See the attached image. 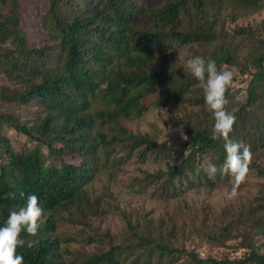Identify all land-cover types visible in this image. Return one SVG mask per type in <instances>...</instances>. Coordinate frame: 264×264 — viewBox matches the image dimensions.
<instances>
[{"label":"trees","instance_id":"trees-1","mask_svg":"<svg viewBox=\"0 0 264 264\" xmlns=\"http://www.w3.org/2000/svg\"><path fill=\"white\" fill-rule=\"evenodd\" d=\"M196 55L233 73L230 138L252 152L218 206L188 196L232 187L204 171L226 152L184 68ZM28 194L44 216L23 264H264V0H0V226Z\"/></svg>","mask_w":264,"mask_h":264},{"label":"clouds","instance_id":"clouds-1","mask_svg":"<svg viewBox=\"0 0 264 264\" xmlns=\"http://www.w3.org/2000/svg\"><path fill=\"white\" fill-rule=\"evenodd\" d=\"M184 68L196 80L203 82L201 87L204 102L214 119L211 139L222 140L226 152V158L219 167L208 163L204 171L210 179H214L217 173L230 176L232 187L226 195L228 199H232L238 194L239 186L245 182L252 163L250 147L230 138L236 116L226 108L229 101L225 93L232 84L233 73L229 70H218L215 60L199 55L188 58ZM234 99L244 103L246 97L237 95ZM20 195L24 197L25 193L21 192ZM43 216V209L35 194H28L25 206L9 213L4 225L0 226V264H23L24 258L17 254V248L24 246L26 242L21 239L20 234L26 231L28 235L35 237L43 222ZM35 243L37 241L28 240L27 247L31 248Z\"/></svg>","mask_w":264,"mask_h":264},{"label":"rangeland","instance_id":"rangeland-1","mask_svg":"<svg viewBox=\"0 0 264 264\" xmlns=\"http://www.w3.org/2000/svg\"><path fill=\"white\" fill-rule=\"evenodd\" d=\"M254 18H257V16L254 15V16H251L248 18H244V20L248 21V20H251ZM157 116L159 117L158 110L157 111H151V113L145 115L142 119L129 122V126L134 128V129H139V130H144V131L150 130L152 128L151 123L155 122L157 120ZM199 121L200 120H198L195 116H193L192 119H190L188 122L185 123L186 129L179 127V126H174V125L169 126V128L166 131V139L171 144H173L174 146H176V145L181 146L183 143V140L186 137L185 130L188 131L189 133H193L194 130L197 131L199 129V126H198ZM156 124L158 126H161V121L160 120L157 121ZM8 135H9L8 137L10 138V141H12L11 142L12 146H14V147L20 146V143L16 139H18L19 141H22L25 139V137L19 136L14 131H9ZM180 150L183 151V147H181ZM132 168H133V165H130V169H132ZM130 169H129V171H130ZM113 187L115 190L118 191V186L116 184H113ZM229 191H231V189L229 187L220 188L216 191H213L210 194H205L204 192L198 193V191L191 190L189 192L188 196H190V197L195 196L196 200H198V204H201L203 202V203H208L211 205L216 203V205H217L218 203L224 204L227 200L228 201L231 200V199H228L227 195H226ZM237 193L238 194L234 198H232V200L233 199H240V196H242L241 192H237ZM121 195H124V193ZM125 196L130 197L129 194L125 195ZM207 252H209V251L207 250ZM241 253H242V251H239L237 253L235 252V253H233V256L241 255Z\"/></svg>","mask_w":264,"mask_h":264}]
</instances>
